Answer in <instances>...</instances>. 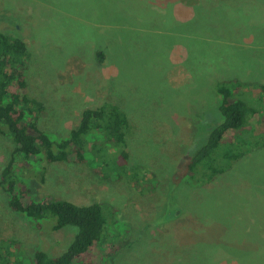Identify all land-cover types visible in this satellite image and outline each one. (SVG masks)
<instances>
[{
	"label": "rangeland",
	"instance_id": "rangeland-1",
	"mask_svg": "<svg viewBox=\"0 0 264 264\" xmlns=\"http://www.w3.org/2000/svg\"><path fill=\"white\" fill-rule=\"evenodd\" d=\"M161 18L169 27L141 23ZM0 30L29 48L26 93L45 105L47 134L68 137L85 109L104 103L127 113V168L140 169L141 186L137 176L135 185L107 178L95 160L16 163L37 200L119 211L98 246L100 259L264 264V146H257L264 144V111L251 122L247 154L226 173L199 187L186 170L222 121L216 85L240 82L251 103L255 87H264V0H0ZM13 149L0 134V173ZM76 233L35 230L11 212L0 188V239L23 243V264L37 250L61 255Z\"/></svg>",
	"mask_w": 264,
	"mask_h": 264
},
{
	"label": "trees",
	"instance_id": "trees-1",
	"mask_svg": "<svg viewBox=\"0 0 264 264\" xmlns=\"http://www.w3.org/2000/svg\"><path fill=\"white\" fill-rule=\"evenodd\" d=\"M98 57L103 63L104 52ZM29 58L30 51L23 40L0 30V134L9 136L14 144L10 160L0 173V188L7 195L11 212L25 217L35 230L77 229L61 255L50 256L37 250L30 264H108L100 259L98 246L103 242L111 218L118 221L119 211L112 207L107 215L101 203L78 205L49 196L37 200L17 174L16 163L88 165L95 160L99 173L108 170L111 174L107 178L127 179L132 184V178L137 176L136 185L133 184L141 186L140 169L127 168L129 118L120 106L104 103L95 109H85L78 126L68 137H52L40 126L45 105L26 93ZM243 89L238 81L216 85L222 121L189 159L186 170L190 184L199 187L211 184L247 154L245 146L253 139L249 136L251 122L264 111V87H255L254 92L258 94L252 95L256 100L252 103L246 100L248 92ZM260 145L264 146L257 144ZM25 255L27 252L20 241L0 239V264H23Z\"/></svg>",
	"mask_w": 264,
	"mask_h": 264
},
{
	"label": "crops",
	"instance_id": "crops-1",
	"mask_svg": "<svg viewBox=\"0 0 264 264\" xmlns=\"http://www.w3.org/2000/svg\"><path fill=\"white\" fill-rule=\"evenodd\" d=\"M188 7H189V6H188L187 4L184 5V6L179 7V13H178V14H180V11H181V10H183V9H187ZM136 17H138V18L140 19V16H136ZM181 18H182L181 15L178 16V20L182 21L184 17H183L182 19H181ZM166 22H168V21H166ZM166 22H164V19L161 18L160 22L154 19V20L152 21V23H147V21H145V22H141V23H142V24L144 23V25H155V26H156V25H157V26L160 25L159 27H161V26H163V25H166V27H169V26H168V23H166Z\"/></svg>",
	"mask_w": 264,
	"mask_h": 264
}]
</instances>
